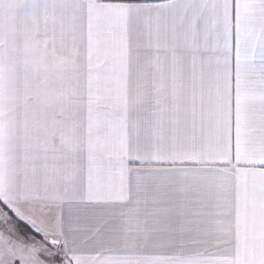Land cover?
I'll list each match as a JSON object with an SVG mask.
<instances>
[{
  "label": "snow or ice",
  "instance_id": "snow-or-ice-1",
  "mask_svg": "<svg viewBox=\"0 0 264 264\" xmlns=\"http://www.w3.org/2000/svg\"><path fill=\"white\" fill-rule=\"evenodd\" d=\"M0 264H264V0H0Z\"/></svg>",
  "mask_w": 264,
  "mask_h": 264
}]
</instances>
